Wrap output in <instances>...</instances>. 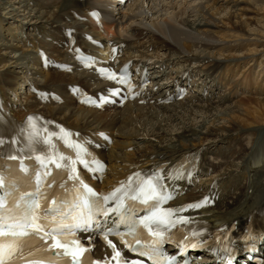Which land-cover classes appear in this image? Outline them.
<instances>
[{
    "label": "bare ground",
    "instance_id": "bare-ground-1",
    "mask_svg": "<svg viewBox=\"0 0 264 264\" xmlns=\"http://www.w3.org/2000/svg\"><path fill=\"white\" fill-rule=\"evenodd\" d=\"M235 1L126 0L112 4L107 0H0V15L3 9L7 15L0 19V97L17 117L37 112L91 136L110 134L112 145L104 143L100 150L108 163L109 176L117 177L136 163L199 152L203 173L177 182L176 194L191 191V196L182 201L194 199L209 190L206 184L215 177L218 184L208 195V201L215 203L197 211L200 218L214 226H241L253 211L264 207V57L259 58L256 49L262 42L251 34L258 29L243 22L255 12H231ZM256 1L264 2L252 0L253 5ZM91 8L102 10V30L89 19L82 21L74 16H86ZM231 14V24L230 20L223 21ZM69 27L76 29L77 42L89 50L110 46L122 53L120 60L129 57L141 62L159 88L168 87L172 78L179 80L185 72L191 78L186 86L190 83L200 91L205 85L210 96L171 104L127 103L109 111V106L102 111L82 107L67 92L74 83L89 90L91 85H102L93 72L75 69L68 73L57 66L44 71L36 51L17 52L16 43L9 42L28 41L35 49L43 48L49 61L70 63L64 37ZM83 31L90 33L95 43H87ZM39 34L50 41H38ZM26 62L34 70L27 68ZM24 69L42 79L31 76L28 80ZM20 85L25 88L24 94L19 99L9 98ZM33 88L59 92L63 102L42 105L30 92ZM250 91L257 97H248L245 93ZM237 92L244 98L233 101ZM67 107L69 111L62 110ZM126 147H132V151H119ZM93 241H97V256L110 254L106 244L96 238ZM198 255L201 257L194 259V264H227L212 260L204 252ZM243 262L252 264L242 257L230 264Z\"/></svg>",
    "mask_w": 264,
    "mask_h": 264
},
{
    "label": "snow or ice",
    "instance_id": "snow-or-ice-1",
    "mask_svg": "<svg viewBox=\"0 0 264 264\" xmlns=\"http://www.w3.org/2000/svg\"><path fill=\"white\" fill-rule=\"evenodd\" d=\"M91 15L97 16L96 12ZM101 72H106L101 69ZM124 73L120 76L121 82L125 81ZM115 79V75L111 77ZM64 131L63 129L61 130ZM104 136L103 133H100ZM70 133H65V143L77 150V153L84 152L85 149L80 144H75L70 140ZM107 139V137H104ZM3 140H0V144ZM90 155V154H89ZM16 159V157H9ZM41 167L45 169L43 176H48L50 169L48 163L55 164L57 169H63L67 174V179L76 183L72 188L76 191V197L72 202V207L79 209L77 215L71 216V222L67 214H57L60 212V207H54L51 210H43V215L37 212L40 207L39 201L36 198L39 195V188L35 194H22L19 199L12 200L9 205L8 200L15 189L14 181H6L5 175L0 171V264H14L15 260L25 259L24 249L27 246L29 251L27 255L32 257L34 252L32 245H27L26 238L38 237L42 242L41 247L35 249L40 252L39 258H34L26 261V264H84L85 254L91 251V239L89 236V245L81 242L76 234L79 231L89 232L91 230H103V239L108 247L112 249V256L106 257L105 261L89 260L88 264H145V260L135 259L128 260L122 255V251L117 248V245L109 239V235L116 236L124 248L135 253L138 257L146 258L150 264H177L176 257L168 255L163 248L165 242L172 240V229L178 224L187 223L186 217H176L175 213L184 211L185 209L162 208L161 205L167 203L171 196L163 194L162 185L159 184L160 177H149L140 182L136 187H131L129 184L127 191L121 193L125 189V184L122 182L119 188L107 194H97L87 184H85L77 174L75 161L66 160L64 156H60L59 160L65 161L62 165L57 162L56 156L37 157ZM86 168L101 173L103 175V165L92 159L91 162L80 160ZM95 164V167H92ZM22 172H28V167L25 166L23 159L19 163ZM137 177L139 173L135 174ZM131 177L129 182H131ZM36 184L41 182V174L35 177ZM60 187L68 191L66 184H60ZM82 189V191H81ZM130 193H132L130 195ZM128 197L132 201L141 200L146 205L144 208L145 215L136 217L132 205H125V198ZM109 201L113 202V206H108ZM65 200L59 202L53 201V204L63 206ZM199 204L188 205L187 207H199ZM114 213L117 217L113 220V227L108 228L109 214ZM103 216V223L97 217ZM51 217V220L48 218ZM175 217V218H174ZM95 223V229L92 225ZM124 226V231H121V226ZM199 234L192 233V238L183 236L182 239L176 240V244L183 253L187 248L198 247Z\"/></svg>",
    "mask_w": 264,
    "mask_h": 264
},
{
    "label": "rangeland",
    "instance_id": "rangeland-1",
    "mask_svg": "<svg viewBox=\"0 0 264 264\" xmlns=\"http://www.w3.org/2000/svg\"><path fill=\"white\" fill-rule=\"evenodd\" d=\"M255 4L253 5V3H252V0H236L235 1V6H231V12L232 11H234V10H242L241 12H243V10H244V12H243V14L245 15V14H247V13H250V12H255V14H248V16L247 17H245V18H243V22H246V25L247 26H249L250 25V27H252V28H254V29H258V30H254L251 34H253L260 42H262L261 43V45L260 46H257V50H259L258 51V55H259V58H263L264 57V24L262 25V26H258L257 25V23H264V2L263 1H256V2H254ZM217 6H220V4H216ZM125 8V7H124ZM261 8V9H260ZM55 7H52V10H54L55 11ZM48 10V9H47ZM46 10V11H47ZM226 10V9H225ZM2 12H3V14H1L0 15V19H5V18H7L6 16V10H2ZM237 14H238V12H236ZM226 17V16H225ZM233 17V15L231 14L230 16H229V19H225L224 18V20L223 21H226V22H228V20H230L229 21V24H231V22H233L234 20V18H232ZM260 21H259V20ZM237 23H240L239 22V20H237L236 21ZM219 24H221V23H219ZM223 24H225V23H223ZM22 32V31H21ZM24 32V31H23ZM257 32V33H256ZM258 32H260V33H258ZM23 35H24V33H23ZM37 37H39L38 38V41L39 40H44L45 42H47V41H50V39L49 38H45V37H43L41 34H39V35H37ZM250 37H252V36H250ZM3 38H5V37H3ZM11 44H15L16 43V45H14L15 46V48H17L16 49V51L17 52H19V51H21V50H25L26 51V53H28V52H32L33 50L34 51H37V48L35 49V48H33V46L31 45V43H29L28 41H25L24 43L23 42H18L17 40H13V39H11L10 41H9ZM30 45V46H29ZM31 56H32V53H31ZM2 58H4V59H7V57L6 56H2ZM28 67L27 68H29V67H32L33 65L29 62V63H25ZM42 68V67H41ZM29 69H24V73H23V75L25 74V76H27V78H29V77H33L34 79H36V80H39V79H42V77L41 76H39L38 74H33L32 72H27ZM30 70H34L33 69V67H32V69H30ZM44 70V69H43ZM45 71V70H44ZM44 71H42L43 73H46V72H44ZM30 73V74H29ZM28 74V75H27ZM238 74V73H237ZM237 76V75H236ZM28 80H30V78L28 79ZM31 81V80H30ZM23 85H20L19 87H17V89L15 90V92H12L11 94L9 93V98H13V100H15V99H19V97L18 96H20V95H23L24 94V91H25V88H24V90H23ZM23 90V91H22ZM15 93L16 94H19V95H15ZM241 92H238L237 93V95L235 94V98L234 99H232L233 101H237V100H239V99H243L244 97V94L242 93L241 95ZM245 94H247L248 95V97H254V96H256L257 97V95H254V93L252 94L251 93V91L248 93H245ZM22 98V97H21ZM20 98V99H21ZM233 101H230L229 103H231L232 104V102ZM113 109V107H109L108 108V111L109 110H112ZM63 111H69V108L67 107V110H65L64 108L62 109ZM132 126H133V124H131ZM118 149V148H117ZM123 150H125V152H131L132 151V147H126L125 149H122V148H119V151H122L123 152ZM201 257V256H200ZM196 260H198V259H196Z\"/></svg>",
    "mask_w": 264,
    "mask_h": 264
}]
</instances>
